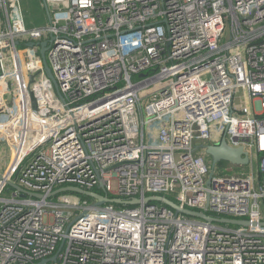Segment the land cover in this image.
I'll list each match as a JSON object with an SVG mask.
<instances>
[{"label": "built area", "instance_id": "built-area-1", "mask_svg": "<svg viewBox=\"0 0 264 264\" xmlns=\"http://www.w3.org/2000/svg\"><path fill=\"white\" fill-rule=\"evenodd\" d=\"M44 4L28 28L0 0V264H264V0ZM223 135L248 153L236 170L201 146ZM100 182L248 223L51 194Z\"/></svg>", "mask_w": 264, "mask_h": 264}, {"label": "water", "instance_id": "water-1", "mask_svg": "<svg viewBox=\"0 0 264 264\" xmlns=\"http://www.w3.org/2000/svg\"><path fill=\"white\" fill-rule=\"evenodd\" d=\"M44 2V0H43ZM45 5V4H44ZM47 18L50 19V13L45 6ZM50 42L57 43L56 39H53V37L49 39H43L38 44L40 45V55L41 59L44 65V69L46 70L48 76L54 80V76L52 74V71L48 65L47 58H46V51L50 47ZM29 45H34L35 43L33 41L28 42ZM30 81H33L34 75L30 74ZM208 156H210L212 160V166L214 167L217 163L220 161H227L232 164H245L248 162L249 157L247 151L244 150V147L242 145L240 146H233L230 143L227 142L225 135L222 136L221 140L218 143L215 144H208V145H201ZM0 179H2V174L0 172ZM9 184L16 189L20 190L22 193L25 192V190L18 184L14 183L13 181H9ZM99 189L103 191V193H100L98 191H89L82 189L78 186H62L57 189H55L51 194L53 193H59V192H65V191H72L77 192L80 194L87 195L93 199H95L94 204L95 205H101L106 202H115V203H127V204H137L141 201H148V200H155V201H162L163 203L169 205L173 209H175L176 212H184L188 215L200 217L206 220H216L220 222H228V223H234V224H247L248 220L246 219H231L227 217H215L211 214L206 213L205 211H198L194 209H189L186 207H183L179 205L174 200L170 199L167 196L156 194V195H148L146 197L140 198V197H132L131 199H124L122 197H113L109 196L104 189V183L100 182ZM264 224V221H262ZM54 258V257H53Z\"/></svg>", "mask_w": 264, "mask_h": 264}, {"label": "rangeland", "instance_id": "rangeland-1", "mask_svg": "<svg viewBox=\"0 0 264 264\" xmlns=\"http://www.w3.org/2000/svg\"><path fill=\"white\" fill-rule=\"evenodd\" d=\"M22 12L24 15L25 23L28 28L31 27H41L46 26L48 23L47 13L45 9V5L43 0H20ZM5 113V112H4ZM1 116V115H0ZM254 159V167H257V158L256 155ZM10 161V150L7 147L6 142L2 135H0V167L6 166L7 162ZM219 163H223L222 165L217 164V168L220 170H236L239 166L234 165L232 163L228 164L227 161H220ZM0 168V169H1ZM60 194H67L71 198L80 197V193L65 191L60 192Z\"/></svg>", "mask_w": 264, "mask_h": 264}, {"label": "trees", "instance_id": "trees-1", "mask_svg": "<svg viewBox=\"0 0 264 264\" xmlns=\"http://www.w3.org/2000/svg\"><path fill=\"white\" fill-rule=\"evenodd\" d=\"M0 128H1V126H0ZM101 190V189H100ZM81 197H84V198H88V199H91L89 196H87V195H84V194H79ZM171 198H173V197H171ZM117 205H119V206H124L125 204L124 203H118ZM126 205H131V204H126Z\"/></svg>", "mask_w": 264, "mask_h": 264}, {"label": "crops", "instance_id": "crops-1", "mask_svg": "<svg viewBox=\"0 0 264 264\" xmlns=\"http://www.w3.org/2000/svg\"><path fill=\"white\" fill-rule=\"evenodd\" d=\"M234 165H242V164H234Z\"/></svg>", "mask_w": 264, "mask_h": 264}]
</instances>
